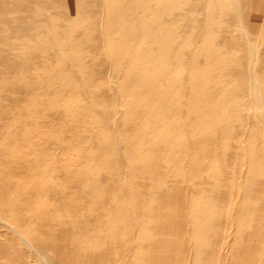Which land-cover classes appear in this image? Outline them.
<instances>
[{"label":"bare ground","instance_id":"obj_1","mask_svg":"<svg viewBox=\"0 0 264 264\" xmlns=\"http://www.w3.org/2000/svg\"><path fill=\"white\" fill-rule=\"evenodd\" d=\"M250 3L0 0V252L6 263L15 255L31 264L25 247L38 264H62L52 259L58 246H81L88 235L97 240L102 222L119 219L131 226V248L135 179L146 176L158 141L177 130L179 118L191 121L193 97L205 114L187 126L189 146L198 130L209 159L222 160L224 135L208 128V113L216 107V121L232 125L220 97L229 86L241 141L253 143L257 172H264V0L253 6L261 10L255 30ZM198 57L184 99L181 69Z\"/></svg>","mask_w":264,"mask_h":264},{"label":"rangeland","instance_id":"obj_2","mask_svg":"<svg viewBox=\"0 0 264 264\" xmlns=\"http://www.w3.org/2000/svg\"><path fill=\"white\" fill-rule=\"evenodd\" d=\"M255 2L251 0L249 6L251 30L261 15V10L253 7ZM67 14L72 17L71 8ZM219 35L218 47L223 44L224 31ZM201 61L198 57L195 63L182 66L186 72V84L180 89L184 99L191 94L187 83L193 81L191 76ZM229 88L226 86L220 97L223 104L227 101L226 109L234 117L232 125L216 121V107L208 113L212 119L208 128L224 135L220 162L209 159V145L199 139L198 130L189 146L187 126L195 115L203 119L205 114L204 108L195 105V97L194 104L190 102L191 121L179 118L177 130L158 141V152L149 162L146 176L135 179L131 248L127 241L131 226L119 219L110 224L102 222L97 240L88 235L81 246L63 244L54 251L58 258L50 257L62 264H264V172H257L253 143L241 141L242 123ZM111 196L109 183L106 202ZM17 210L25 216L24 206ZM12 237L19 244L16 236ZM22 250L29 263L38 264L34 252L25 247ZM13 257L11 264H20L17 256ZM0 264H9L1 252Z\"/></svg>","mask_w":264,"mask_h":264}]
</instances>
